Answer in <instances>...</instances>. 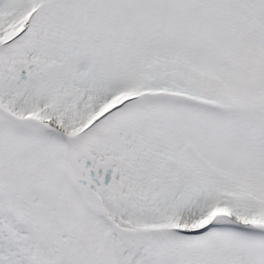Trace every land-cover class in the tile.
I'll return each instance as SVG.
<instances>
[{
    "label": "snow or ice",
    "instance_id": "6c2138e0",
    "mask_svg": "<svg viewBox=\"0 0 264 264\" xmlns=\"http://www.w3.org/2000/svg\"><path fill=\"white\" fill-rule=\"evenodd\" d=\"M0 264H264V0H0Z\"/></svg>",
    "mask_w": 264,
    "mask_h": 264
}]
</instances>
